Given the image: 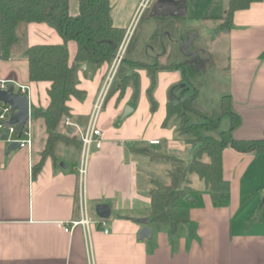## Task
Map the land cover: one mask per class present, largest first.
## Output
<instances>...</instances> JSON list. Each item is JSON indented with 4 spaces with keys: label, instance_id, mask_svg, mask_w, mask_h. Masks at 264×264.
Segmentation results:
<instances>
[{
    "label": "crops",
    "instance_id": "0c3cea01",
    "mask_svg": "<svg viewBox=\"0 0 264 264\" xmlns=\"http://www.w3.org/2000/svg\"><path fill=\"white\" fill-rule=\"evenodd\" d=\"M142 1L110 0L116 25L127 31L134 21L128 47L132 51L124 57L127 65L123 68L122 62L118 79L137 72L139 94L135 98L134 86L129 84L121 95L118 89L106 96L97 119L103 144L92 151L84 178L79 172L81 149L63 142L57 144L56 159L47 156L36 175L32 169L46 138L44 120L34 117L33 110L49 105L51 83L30 80L24 52L33 44L65 43L64 38L46 22H29L24 25L23 38L14 46L11 57H0L1 78L29 85L33 131L31 153L26 146L7 152L10 142L0 132V264H264V152L225 148L224 177L230 181V188L224 198L215 199L194 178V187L173 208L175 219L151 220L153 180L169 184L171 164L153 160L134 147L145 146L190 160L194 145L178 137L176 125H165L164 120L170 97L177 100L193 92L181 69L159 68L153 89L157 107L151 108L148 94L151 76L146 67L131 61L161 60L167 64L172 49L177 52L176 61H184L187 57L178 49L177 31L167 34L160 29L159 19L181 21L186 15L178 7L181 0H169L164 8H160V4L166 3L164 0H151L143 10L148 12L147 23L140 29V23H136ZM228 1L209 0L203 14L205 20L213 23L210 18L223 16ZM182 2L186 4L187 0ZM69 3L71 14H78L79 0ZM217 38L228 52V89L224 93L231 95L233 108L242 119L233 134L237 138L263 137L264 0L236 10L230 29H215L211 41ZM20 42L22 50L18 52L16 46ZM148 42L151 53L144 58L140 55L144 49L141 46ZM66 43L73 60L77 43L74 40ZM192 50L200 56L194 66L202 68L205 63L202 51ZM214 54L210 51V57ZM110 65L111 62L100 66L82 63L77 86L84 93L81 98L73 95L69 98L68 117L73 124L66 126L64 118L61 131L80 135V129L88 125ZM15 90L20 91L16 86ZM225 116H228L226 127H230L231 119ZM152 139H158L159 143H151ZM81 202L86 203L95 222L89 229L78 225L71 231L65 230L60 222L81 218ZM98 203L110 205L109 218L98 216ZM137 217L150 218V237L139 238L144 223L137 221Z\"/></svg>",
    "mask_w": 264,
    "mask_h": 264
},
{
    "label": "trees",
    "instance_id": "16d2710c",
    "mask_svg": "<svg viewBox=\"0 0 264 264\" xmlns=\"http://www.w3.org/2000/svg\"><path fill=\"white\" fill-rule=\"evenodd\" d=\"M260 0H229L226 13L218 17L220 23L216 29H230L236 10L247 8L251 3ZM178 18L160 17V29L173 35L177 29ZM29 22H46L53 26L64 38L65 43H40L26 48L24 57L28 61L31 81H50L48 95L50 103L46 108H35L34 117H42L45 123V144L39 151L38 160L33 163V174L36 175L43 166L47 156L56 159L59 142L74 145L81 149L80 135L60 130L61 121L70 114L69 98L82 97L83 90L78 88V71L82 63L90 62L100 66L111 62L124 36L126 29L115 24L111 14L110 0H79V13L72 15L69 0H0V57L9 59L16 43L19 41V26ZM74 40L77 50L73 60L67 41ZM177 52L172 49L168 63L161 60L154 63L131 61L134 65L148 69L152 83L148 90L151 108L157 107L153 95L156 84V72L159 68H179L186 80L193 85L188 74L196 72L189 63L176 61ZM189 69V70H188ZM120 68L107 95L120 90V95L129 84L134 86V97L139 94V75L137 72L124 75L118 79ZM194 86V85H193ZM106 95V96H107ZM198 88L192 94L175 100L170 97L167 102V114L164 124L176 125V134L194 145L190 160L149 147H134V150L145 153L156 161H168L170 183L153 180L151 195V220L170 222L175 219L173 208L179 199L194 187V176L202 180L204 189L210 191L214 198H224L230 188V181L224 177L223 152L231 147L241 152H264V136L259 138H237L233 130L241 124L240 114L234 110L232 98L224 93L218 107L203 110L196 104ZM195 114L200 121H192ZM224 115H229L231 126L219 129ZM215 132V133H214ZM180 220H185L180 217Z\"/></svg>",
    "mask_w": 264,
    "mask_h": 264
},
{
    "label": "rangeland",
    "instance_id": "374dc122",
    "mask_svg": "<svg viewBox=\"0 0 264 264\" xmlns=\"http://www.w3.org/2000/svg\"><path fill=\"white\" fill-rule=\"evenodd\" d=\"M213 1L214 0H211V2ZM208 3L209 0H187L185 4L181 0L178 7L186 15V17L177 22L176 29L178 38L188 37L191 33H196V39H194V43L191 49H200L202 51L205 63L203 64V67L198 69L196 72L188 69V74L194 85H192L191 92L194 91L195 86L198 88V90H200V92L198 93L199 95L196 98V104L203 110H210L214 107H218L219 103L221 102L220 100L222 99L221 96L228 89L227 83L229 76V66L227 59L228 52L225 45L223 44V41L220 40V38H217L216 41H211V36H213L216 25L220 23L219 20H217L218 17L210 18V20L212 19L213 21L212 23L209 20H205L206 17L203 15L205 14V8L207 7V5H209ZM147 16V11L143 12L142 10L139 14L136 24L140 23V29L141 26L146 25L148 20ZM24 25H26V23L19 26L18 32L20 39L23 38ZM204 34H206L205 38H203ZM21 43L22 42H20L16 46L18 47V52H21L22 50ZM180 43L181 40L180 42H178L179 51ZM150 46L149 42L145 44L143 43L141 47L144 49H141L140 55L144 58H147V54L151 53L150 51H148V49L151 50ZM131 49L132 47L126 51L125 57H127L128 54L131 53ZM210 51H214L215 53L213 57L211 56L212 58L210 57ZM126 65L127 62L124 61L123 68H125ZM224 117L226 118L222 120L219 129L229 128V126L226 127L225 121V119H227L228 121V116L224 115ZM191 120L200 121L201 118H198L195 114L192 113ZM193 176L199 183H202L201 178L197 174H193Z\"/></svg>",
    "mask_w": 264,
    "mask_h": 264
},
{
    "label": "built area",
    "instance_id": "2783aa9c",
    "mask_svg": "<svg viewBox=\"0 0 264 264\" xmlns=\"http://www.w3.org/2000/svg\"><path fill=\"white\" fill-rule=\"evenodd\" d=\"M150 1L151 0H143L140 5V9L144 10L150 4ZM133 31H134V21L128 27L111 61V65L108 74L106 76V80L103 85V88L94 103L89 123L85 128L80 129L79 131L80 139L82 143L79 172L82 178H84L87 173L89 157L92 151L94 150V148L98 149L102 147L103 144L102 132L101 129L97 126V119L103 108L107 92L111 87L112 83L114 82L118 70L121 67V64L124 60L125 53L130 45ZM10 84H12L14 87L15 86L18 87L21 93H27V90L29 89V85L27 84L20 83L19 81L14 79H6L0 77V88H7ZM0 109H1L0 132L4 133L3 139L8 142L19 141L20 146L28 147L29 152L31 153V149L33 145V131L31 126L32 125L31 120L30 119L28 120V122L23 128L22 134L19 135L17 125L7 123L10 114L12 112V105L4 104L0 102ZM72 124L73 122L71 121V119L69 117H66L65 125L68 126ZM151 143H159V140L152 139ZM81 213H82L81 218L63 221L60 222V225H62L64 229L67 231H71L73 228H75L78 225H83L86 229H89L90 225L94 223L95 220L89 213L86 203L81 202ZM101 224L105 226V221L102 220ZM104 229L105 231H108L107 227H104Z\"/></svg>",
    "mask_w": 264,
    "mask_h": 264
},
{
    "label": "water",
    "instance_id": "95a60500",
    "mask_svg": "<svg viewBox=\"0 0 264 264\" xmlns=\"http://www.w3.org/2000/svg\"><path fill=\"white\" fill-rule=\"evenodd\" d=\"M166 3L160 4V8H164L165 4L171 2L169 0H164ZM195 34H190L188 37L178 39L180 42V51L183 56L186 58L184 60L185 63H189L191 67L198 69L200 68L194 66L197 58H200L198 52L193 51L191 48L192 43L195 39ZM199 56V57H198ZM0 102L4 104L12 105V112L7 121L8 124H16L18 127L19 135L22 134L23 128L30 119V102L28 93H21L20 91H16L15 87L10 84L7 88H0ZM127 110V108L125 109ZM72 130V129H71ZM69 132H71L69 130ZM4 136V134H3ZM20 146L19 141H11L8 145L7 152L14 150ZM96 212L98 216L101 218H109L112 212V209L108 203H98L96 205ZM137 221L144 223V226L139 231V238L150 237L151 236V227L149 225L150 218L149 217H137Z\"/></svg>",
    "mask_w": 264,
    "mask_h": 264
}]
</instances>
